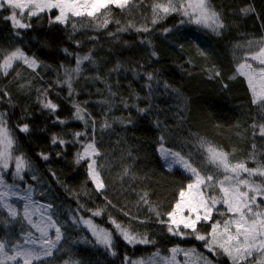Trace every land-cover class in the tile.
<instances>
[{
    "label": "trees",
    "instance_id": "1",
    "mask_svg": "<svg viewBox=\"0 0 264 264\" xmlns=\"http://www.w3.org/2000/svg\"><path fill=\"white\" fill-rule=\"evenodd\" d=\"M207 1L215 25L183 16V0L110 3L65 21L58 9L29 16L1 4L5 178L23 188L37 184L36 199L52 206L62 234L53 255L34 264H264L249 247L253 254L240 251L239 259L215 242L222 232L238 242V217L226 200L233 189L245 201L246 219L264 225V99L254 100L239 72L264 49V0ZM17 52L35 68L18 61L3 74ZM89 144L101 189L82 158ZM164 147L167 159L178 155L188 170L168 169L159 154ZM219 154L249 172L229 180ZM26 165L37 169L38 181ZM191 168L204 179L213 211L174 233L170 214L195 183ZM89 218L111 232V248L84 226ZM30 230L21 212L12 217L0 206L7 251ZM123 231L137 240H125Z\"/></svg>",
    "mask_w": 264,
    "mask_h": 264
},
{
    "label": "rangeland",
    "instance_id": "2",
    "mask_svg": "<svg viewBox=\"0 0 264 264\" xmlns=\"http://www.w3.org/2000/svg\"><path fill=\"white\" fill-rule=\"evenodd\" d=\"M127 1L128 0H0V7L2 3H5L20 10L22 14L28 13L29 16H35L44 11L58 9L60 12V19L65 21L68 16L81 17L91 15L110 3L123 5V2L126 3ZM183 1V8L179 6V11H181L183 16L187 14L193 18L192 20L194 22L199 24L206 21L209 26L217 23L215 15L211 11H208L209 7L207 0H200V2L199 0ZM186 1H188L189 5L185 3ZM187 15L185 17H187ZM17 23V26H21L20 21H17ZM18 61L23 62L24 65L28 64L35 68V63L31 59L17 52L4 63L2 66V73L6 74L9 72ZM249 61L251 62L244 63L239 68V72L247 79L254 100L259 102L264 99V49L258 54L250 56ZM2 132L4 133V135L2 133V145L4 149L0 152V206L6 208L12 217L18 216L21 212L23 218L29 223L31 230L25 237L24 243L10 251H7L5 247L0 244V263L34 264L36 261L49 258L53 255L62 242V234L56 223L52 220V206L36 199L37 184H35V186L30 184L23 188L21 185L15 184V182L12 183L6 180L5 176L8 173L10 163L6 159L1 158L3 154H6V149L9 146L4 126H2ZM10 143L13 144L11 138ZM170 152L171 151L167 150L165 147L161 148L159 151L165 166L167 165L166 167L171 170L174 168L188 170L185 160H182L178 155L171 156L167 159L168 153ZM95 157L96 150L94 146L92 144L87 145L82 153V158L89 162L92 179L97 187L101 189L102 182L96 171ZM259 159L264 161V158ZM218 160L224 168L230 172L229 180H234L236 177L240 178L249 172L248 169L243 166L232 164L227 156L223 157L219 154ZM18 162H20L18 164V169L21 170V167H23L25 170L23 159L19 158ZM26 169L31 178L35 182L38 181L37 169L33 165H26ZM190 172L192 176L195 177V183L182 194L179 204L176 206L174 212L170 214L174 233L181 226L193 228L200 219L209 217L211 211H213L212 204L202 192V186L205 182L204 179L194 169L191 168ZM232 176L233 178H231ZM233 191L231 198H226V200L232 205L233 216L238 217L237 225L239 228V235L236 237L238 242L235 243L233 240H230V237L226 236L224 232L218 235V241L216 240L215 242L219 245L221 243L223 247H226L227 245L225 244H228L235 254L239 255V259L244 257L240 255L239 252L246 251V247H249L250 252L255 250L261 258V263H264V225L257 227L252 224V218L247 217L246 219L245 213L243 212L246 206V204L243 203L245 201L238 198L239 194L235 189H233ZM83 224L100 246L111 248L112 234L110 231L96 225L92 218L83 219ZM122 235L125 240L129 242L130 237L131 241L134 239L137 240V238L132 237L128 231H123ZM210 242L211 244L209 247L212 248L214 244H212L213 240ZM250 252H248L250 255L253 254ZM250 255H248V257H250ZM154 260L162 264H168L165 263L164 260ZM132 264L147 263L141 260ZM205 264L213 263L210 261L205 262Z\"/></svg>",
    "mask_w": 264,
    "mask_h": 264
},
{
    "label": "bare ground",
    "instance_id": "3",
    "mask_svg": "<svg viewBox=\"0 0 264 264\" xmlns=\"http://www.w3.org/2000/svg\"><path fill=\"white\" fill-rule=\"evenodd\" d=\"M199 2H200V0H199Z\"/></svg>",
    "mask_w": 264,
    "mask_h": 264
}]
</instances>
